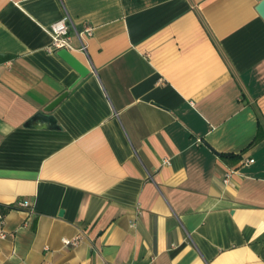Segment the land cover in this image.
Listing matches in <instances>:
<instances>
[{"label":"crops","instance_id":"0c3cea01","mask_svg":"<svg viewBox=\"0 0 264 264\" xmlns=\"http://www.w3.org/2000/svg\"><path fill=\"white\" fill-rule=\"evenodd\" d=\"M257 5L0 0V264H264ZM64 16L83 78L46 51Z\"/></svg>","mask_w":264,"mask_h":264},{"label":"built area","instance_id":"2783aa9c","mask_svg":"<svg viewBox=\"0 0 264 264\" xmlns=\"http://www.w3.org/2000/svg\"><path fill=\"white\" fill-rule=\"evenodd\" d=\"M74 29L68 16L51 23L49 27L46 28L47 33L50 36V44L46 47L48 53H58V51L65 49L66 51L72 53L74 50H79L82 53L87 52V46L84 39L92 35L91 27H84L80 33L76 32L77 38L79 40V46L75 47L73 44V38L70 34L71 30ZM248 162H252L249 160ZM167 163V161H166ZM232 170L227 171L224 174L223 182L227 183L231 177ZM16 207L20 209H25L29 207L27 201H18ZM4 224V214L0 213V225ZM7 234L4 232L3 228L0 230V240H4ZM81 239V235H76L72 238H63L62 243L64 246H76Z\"/></svg>","mask_w":264,"mask_h":264},{"label":"water","instance_id":"95a60500","mask_svg":"<svg viewBox=\"0 0 264 264\" xmlns=\"http://www.w3.org/2000/svg\"><path fill=\"white\" fill-rule=\"evenodd\" d=\"M258 5L256 6L257 12L264 17V0H257ZM58 55L66 61L80 76V78L85 77L89 73V69L84 66L72 53L62 49L58 51ZM68 94V91H64L53 99L46 107L44 108L45 112L52 111ZM61 214V212H60Z\"/></svg>","mask_w":264,"mask_h":264}]
</instances>
